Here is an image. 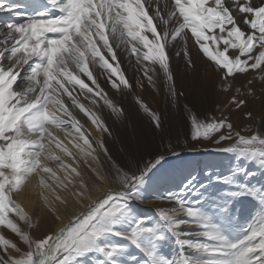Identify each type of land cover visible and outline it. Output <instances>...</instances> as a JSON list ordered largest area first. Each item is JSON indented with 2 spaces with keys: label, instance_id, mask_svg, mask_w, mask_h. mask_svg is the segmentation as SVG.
I'll return each instance as SVG.
<instances>
[{
  "label": "snow or ice",
  "instance_id": "obj_1",
  "mask_svg": "<svg viewBox=\"0 0 264 264\" xmlns=\"http://www.w3.org/2000/svg\"><path fill=\"white\" fill-rule=\"evenodd\" d=\"M21 8L0 0V16L10 17L0 19V226L16 237L0 232V264H83L85 258L138 264L133 249L143 264H264V183H251L256 173L247 167L264 173V131L237 128L225 114L247 109L255 120L249 104L257 98L255 82L264 85V0H44L38 11ZM173 53L196 76L202 60L205 76L215 73L225 93L241 76L246 84L235 87L219 116L201 118L184 105L192 149L170 142L148 159L123 162L109 148L113 133L104 113L123 123L127 112L100 79L132 93L153 130H162V114L135 94L121 58L140 74L135 88H150L178 108L185 93ZM195 144L212 145L206 150L232 154L235 162L226 174L205 171L199 183L189 172L174 191L153 198L171 207L153 218L138 214L133 201L146 202L142 193L155 171ZM215 187L222 191H210ZM27 190L55 221L67 217V223L34 237L37 221L16 199ZM206 196L250 197L258 210L230 235L204 210ZM169 239L177 257L161 250Z\"/></svg>",
  "mask_w": 264,
  "mask_h": 264
},
{
  "label": "rangeland",
  "instance_id": "obj_2",
  "mask_svg": "<svg viewBox=\"0 0 264 264\" xmlns=\"http://www.w3.org/2000/svg\"><path fill=\"white\" fill-rule=\"evenodd\" d=\"M193 55L195 56V53ZM121 59L122 69L133 84L135 94L143 98L154 111L162 114L164 125L162 130L154 131L149 118L143 112L138 111L133 94L126 91L117 92L111 89L107 81L101 77L100 83L109 92V95L127 112L128 118L123 123L117 121L107 111L104 113V117L113 133L108 141L109 148L114 157L126 163H132L134 158L139 159L141 156L148 159L149 153L157 149L164 151L170 142L173 144L179 143L182 146L187 143V149H192L194 142L191 140L188 113L184 110V105L187 104L201 118L213 114L219 116L221 108L226 109L227 102L234 94L235 87L243 86L246 84L247 79L244 76L239 77L234 82L233 90L225 93L221 90L215 73L210 72L205 76L200 64L202 60L197 58L199 75L196 76L190 72L182 71L185 68L184 63L178 60L173 53L172 67L177 74L178 88L185 93V97L181 99L178 108H172L164 100L163 95H158L147 87L145 89L135 88L136 80L140 74L135 70L134 66L128 65L129 62L127 60ZM254 88L257 98L249 104V107L254 112V122L250 121L246 116L247 109L236 110L233 107L230 112L226 110L225 114L229 115L237 128L251 126L253 130L264 131V85H261L257 80ZM249 99L252 100V98ZM93 135L98 138L100 133L93 131ZM126 146L129 147L128 152H125ZM212 147L209 144H195L193 150L185 149V151L180 152L179 156L169 155L162 167L155 171L152 179L143 190L142 194L146 202L133 201L135 211L140 215L153 218L159 208L171 207V204L153 198L165 192L174 191L189 172H194L197 175L198 183L205 180L204 172L208 170L212 171L213 174H226L235 162V157L232 154L206 150ZM247 167L250 171L256 173L255 179L251 183H264V173L257 170L254 164H249ZM168 180L171 183L166 185L165 182ZM210 191L219 193L222 188L215 187L210 189ZM189 198L195 199V193L190 192ZM205 201L204 210L217 221L223 223L230 235H235L252 219L258 210L257 202L246 196L240 197L238 200H223L217 199L216 196H206ZM31 231L34 236V230ZM0 232H3L9 239H16L10 230L3 226H0ZM188 239L196 238L188 237ZM161 250L165 256L170 258L178 256V245L174 240L169 239ZM132 251L133 254L139 257L138 264H143V258L140 257V254L135 249ZM83 264H94V259L85 258Z\"/></svg>",
  "mask_w": 264,
  "mask_h": 264
},
{
  "label": "bare ground",
  "instance_id": "obj_3",
  "mask_svg": "<svg viewBox=\"0 0 264 264\" xmlns=\"http://www.w3.org/2000/svg\"><path fill=\"white\" fill-rule=\"evenodd\" d=\"M12 2L19 3L22 5V8L20 9V11L33 12V11H38L44 7L43 0H12ZM9 18L10 17L8 16H0V19H9ZM200 64L202 65V68L205 72V64L203 63V61ZM182 71L186 72L185 68ZM95 72H100L99 68L95 69ZM210 72L211 71L209 70L208 73ZM73 111L79 117L81 122L86 125V127L91 129L92 132L96 131L95 128L91 125V123L82 113H80L77 109H73ZM57 154H60V153L57 151ZM35 183H36V180L33 179V184ZM170 183L171 181L169 180L165 182L166 185H169ZM105 187L107 186L105 185ZM16 199H17V202L20 203L23 207H25L26 210H28L33 215L34 219L37 221V226L34 229V233H33L34 237L44 234V232L49 229L52 231H56L60 227H62L63 224L67 223V217H65L62 221H59V222L55 221L52 214L48 212L43 207L42 204H40L39 198L30 190L22 192L21 195L17 197ZM35 210H36V215H35Z\"/></svg>",
  "mask_w": 264,
  "mask_h": 264
}]
</instances>
